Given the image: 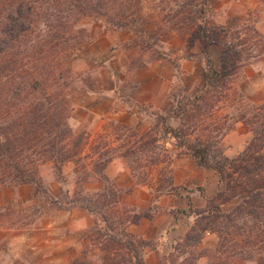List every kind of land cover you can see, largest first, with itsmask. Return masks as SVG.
Here are the masks:
<instances>
[{"label": "trees", "instance_id": "1", "mask_svg": "<svg viewBox=\"0 0 264 264\" xmlns=\"http://www.w3.org/2000/svg\"><path fill=\"white\" fill-rule=\"evenodd\" d=\"M170 1L178 8L167 9L159 30H180L200 22L197 37L203 44V67L199 90L184 102L176 100L168 115L161 117V137L173 138L176 148L217 175V190L206 199L205 206L189 204L187 211H178L193 217L183 245H197L206 233H214V251L229 260L256 259L257 264H264V101L239 105L237 120L247 126L251 138L232 157L220 146V138L228 129L225 123L215 119L206 123L215 109L244 100L240 92L235 95L230 80L236 69L260 55L264 48L261 38L251 28L243 36L237 32L228 43L224 41L227 33L214 32L205 24L209 0ZM84 17L102 20L109 29H133L142 21L157 23L154 15H143L141 0H0V186L31 183L40 191L36 175L39 161H52L59 173L61 166L75 160L80 152L82 135L73 133L68 119L72 110L70 90L82 79L71 71L68 60L87 36L78 27ZM212 44L221 49V69L216 68L208 52ZM202 110L203 136H192ZM170 118L179 119L180 124L171 126L167 122ZM147 136H141L140 140L146 139L130 146L124 156L155 147L157 138ZM96 173L103 188L88 196L68 198L66 203L68 208L81 207L98 217L91 237L98 241L99 253L94 260L84 258L71 264H144L143 252L150 241L131 233L127 229L130 211L124 209V214L116 207L130 189L117 188L101 167ZM182 188L173 184L170 173H163L155 190L179 195ZM230 201L233 206L224 210L222 206ZM11 212L0 208V226L10 220ZM180 246L178 243L175 250Z\"/></svg>", "mask_w": 264, "mask_h": 264}, {"label": "rangeland", "instance_id": "2", "mask_svg": "<svg viewBox=\"0 0 264 264\" xmlns=\"http://www.w3.org/2000/svg\"><path fill=\"white\" fill-rule=\"evenodd\" d=\"M167 1L141 0L143 15H154L157 23L142 21L137 24V27L133 28L134 30L132 28L109 29L102 20L93 17H84L79 22L78 27L85 30L87 36L69 58L68 65L73 73L80 76L82 83H77L75 89L70 90L72 93L70 98L72 110L68 122L74 134L82 135V146L75 160L64 163L59 173L50 160L39 161L37 163L36 175L42 186V190L40 191L31 183L0 186V208H9L12 211L11 218L6 221V225L0 226V264H47V246L45 242L36 243L34 241V238L37 236L40 240L44 238L39 232L47 222V217L55 216V213L59 210L81 208H68L66 203L68 198L77 195L88 196L100 191L103 188V181L96 173L97 168L101 167L103 173L107 176L105 168L116 156H120L127 165L132 183L129 186L121 187L109 176L107 177L117 188L124 191L130 189L129 192L122 194L119 204L116 205L120 212L124 209L130 211L128 225L143 216L151 217L160 210L161 207L156 201L159 196L165 193L159 194L156 192L157 178L159 179V176L163 175V173L164 175L170 173L173 180L171 162L175 158L184 157L186 156L185 154H188L182 148L175 147L173 138L169 136L161 137V117L168 115L170 110L175 107L176 100L184 102L186 98L193 96L199 90L201 85L200 69L203 67L201 55L203 44L202 40L197 37L200 22H197V25L180 30H159L161 29L162 15L168 11L167 9L169 7L172 9L178 8L175 2ZM209 2L210 12L205 21L209 29L214 32L221 31L222 34L227 33V38L224 41L232 43V36H235L237 32L243 36L247 31L249 33V29L253 28L259 34L264 47V0H209ZM163 7L166 9L161 10ZM118 31H126L131 35L129 41L117 44V48L120 49L123 57L128 62L126 68L121 70L125 74V79L119 88L120 100L126 102L128 100L127 91L134 85L131 79L132 73L139 67L150 63L151 60L162 58L171 60L174 64L171 82L167 89V97L173 103V106L165 114H160L142 105L139 106L140 109H143L142 111H145L154 119V124L150 130L133 138V143L130 145L125 143L111 146L102 135L110 139L115 137L119 139V137L125 135V138H121L122 140H120V143H123V140L127 136H134L133 134L135 133L129 128H120L113 125H110L104 134L98 135L95 132H89L82 126L79 115L75 114V105L78 102L76 99L81 95H91L98 92V72L107 66L108 62L111 63L116 59L110 56L93 59L91 52H89L90 49L97 50L100 47L103 48L104 44L110 45L106 37L110 33ZM248 35L250 36L252 33ZM250 41L254 43L253 38ZM208 52L216 68L221 69V49L219 45H210ZM160 67L165 70L164 66ZM230 82L235 95L236 92H240L244 96V100L241 103H229L225 106H220L213 111V116L206 119L207 124L213 123L215 119L216 121H223L225 127H228L220 138L221 149L228 157H232L240 152L251 138V132L247 126L237 120L239 105L264 101V48L257 58H251L244 67L236 69ZM79 86L83 87L78 89ZM201 113V118H198L200 122L195 126V131L191 133L192 136H203V110ZM190 121L188 122L190 123ZM193 121L195 120L193 119ZM167 122L171 126L174 123L175 127L180 124V120L177 118H174L172 122L169 119ZM159 125L160 127H158ZM147 133L148 136L157 138L158 141L154 143L155 147L149 146L144 151H132L125 157L124 154L130 149L129 147L135 143L144 141L146 137L143 140H140V137ZM96 134L97 136L92 138ZM181 161L182 168H189V166H192V168L199 167L191 156L189 159L186 157ZM205 175L207 185L209 186L212 176L216 175V173L208 169ZM139 184L146 185L152 195L144 209H138L135 206H129L122 202L123 196L131 193L133 187ZM196 190L202 192V189L199 187ZM227 205L229 204L222 206L224 210L230 209H228L229 206ZM85 212L91 215L92 224L88 235L85 236V244L82 247L81 253L77 257L63 261L64 263L60 264H71L84 258L94 260L99 253L98 241L93 240L95 238L91 237L92 229L97 226L98 217L87 210ZM10 223L12 225H9ZM209 234L215 236V241L212 245L209 244L210 239L207 237L204 240L202 237L201 241L194 246L183 245V236L175 239L172 243V248L176 255L175 257H177V262L174 261L175 263L173 264H222L224 261L229 260L221 252L213 250L217 243V236L214 233ZM146 240L150 241V246L144 250L143 257L144 255L147 257L151 251L159 246L156 239ZM178 243H181V246L178 250H175V246ZM41 248L42 250L39 253H35V249L39 250ZM164 258H167L168 262L172 260L168 256H164ZM200 258L201 261L199 262ZM226 264H257V260L232 258Z\"/></svg>", "mask_w": 264, "mask_h": 264}, {"label": "crops", "instance_id": "3", "mask_svg": "<svg viewBox=\"0 0 264 264\" xmlns=\"http://www.w3.org/2000/svg\"><path fill=\"white\" fill-rule=\"evenodd\" d=\"M131 35L126 31L112 32L106 39L110 45L104 44L103 48L90 49L93 59L111 57L116 58L113 62L103 67L97 75L98 92L91 95L83 94L76 100L75 114L79 115L82 126L89 132L104 134L110 125L126 127L135 134L127 136L123 143L122 137L106 138L108 144L116 146L120 144L130 145L133 138H136L150 130L154 124L149 116L139 106H144L160 114L169 112L173 103L167 97V89L171 82L173 73V62L162 58L153 59L150 63L139 67L132 73L133 87L127 91V102L120 100L119 88L122 85L125 74L121 72L127 65L123 53L117 48V44L129 41ZM94 47V45L92 44ZM109 46V47H108ZM160 66H164L161 69ZM171 111V110H170ZM171 122L174 118H170ZM175 127L174 123H172ZM160 127V125L158 126ZM94 135L92 138L97 136ZM122 138V139H121ZM135 140V139H134ZM175 158L171 162L173 184L182 186L179 195L163 194L157 198L160 210L151 217H141L127 226V229L142 238L158 240V247L151 251L147 257L144 255L145 264H173L177 257L172 248L175 239L184 236L192 222V216L179 213V210L187 211L189 204L192 207L202 208L206 199L212 197L217 190V176L213 175L211 184L207 185V170L200 167L189 166L182 168V159H189V155ZM206 172V173H205ZM105 173L113 179L117 185L129 186L132 183L131 175L124 160L116 156L105 168ZM49 182V180H48ZM50 183V182H49ZM51 185V183H50ZM98 186V185H97ZM202 189V192L196 188ZM194 189V190H193ZM151 192L146 185H135L129 194H125L122 202L138 209H144L150 201ZM228 209L233 202H228ZM224 204V205H226ZM176 215V217L174 216ZM92 224V217L81 208L70 210H59L53 217H47L41 233L44 238L37 237V243L45 242L47 246V264H60L63 261L77 257L85 244V236L88 235ZM209 238V244L215 241L213 234L207 233L204 238ZM42 250H36L35 253ZM170 257L172 262L164 258ZM174 258V259H173ZM65 259V260H64ZM201 258L199 259V262ZM64 263V262H63Z\"/></svg>", "mask_w": 264, "mask_h": 264}]
</instances>
